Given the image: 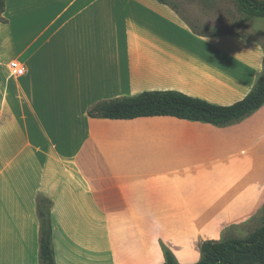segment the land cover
<instances>
[{"label": "crops", "instance_id": "obj_1", "mask_svg": "<svg viewBox=\"0 0 264 264\" xmlns=\"http://www.w3.org/2000/svg\"><path fill=\"white\" fill-rule=\"evenodd\" d=\"M189 29L156 0H4L0 264H41L40 198L51 203L55 264H163L160 243L195 264L202 243L256 218L264 104L227 127L87 116L145 91L243 99L261 78L262 45Z\"/></svg>", "mask_w": 264, "mask_h": 264}, {"label": "trees", "instance_id": "obj_2", "mask_svg": "<svg viewBox=\"0 0 264 264\" xmlns=\"http://www.w3.org/2000/svg\"><path fill=\"white\" fill-rule=\"evenodd\" d=\"M177 13L170 0H156ZM177 1V0H176ZM237 7L248 18L264 17V0H235ZM4 0H0V16ZM241 20L240 25L245 24ZM191 29L192 26L189 25ZM194 29V28H193ZM203 36L202 34H196ZM264 104V75L240 101L220 106L193 98L177 91H145L131 97L101 101L87 110V116L96 119L130 120L141 117L169 116L191 122L227 127L240 123ZM40 220L39 259L41 264H55L52 245L51 203L46 198L37 200ZM264 207L260 211L262 213ZM163 264H179L171 250L160 243ZM200 260L195 264H264V221L245 239L206 241L199 247Z\"/></svg>", "mask_w": 264, "mask_h": 264}, {"label": "rangeland", "instance_id": "obj_3", "mask_svg": "<svg viewBox=\"0 0 264 264\" xmlns=\"http://www.w3.org/2000/svg\"><path fill=\"white\" fill-rule=\"evenodd\" d=\"M170 2L192 26L189 29L192 34H202L203 37L208 38L238 35L250 39L264 48V17L248 18L247 14L237 7L235 0H170ZM241 20L246 21L242 26L239 23ZM263 75L264 68L260 76ZM263 221L264 211L248 224L228 230L223 239H245L253 230L259 228Z\"/></svg>", "mask_w": 264, "mask_h": 264}, {"label": "built area", "instance_id": "obj_4", "mask_svg": "<svg viewBox=\"0 0 264 264\" xmlns=\"http://www.w3.org/2000/svg\"><path fill=\"white\" fill-rule=\"evenodd\" d=\"M10 72L12 73V75L16 76V77H21L24 75L25 70L24 67L21 66L18 62L16 61H11L8 65Z\"/></svg>", "mask_w": 264, "mask_h": 264}]
</instances>
